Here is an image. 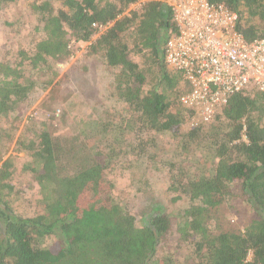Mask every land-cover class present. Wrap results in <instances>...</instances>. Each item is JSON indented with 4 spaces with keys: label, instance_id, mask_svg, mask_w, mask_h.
<instances>
[{
    "label": "trees",
    "instance_id": "1",
    "mask_svg": "<svg viewBox=\"0 0 264 264\" xmlns=\"http://www.w3.org/2000/svg\"><path fill=\"white\" fill-rule=\"evenodd\" d=\"M16 1L0 0V10ZM53 1L34 5L45 34L32 56L21 52L23 62L29 61L34 68L49 59L62 63L70 57L72 40L90 42L99 26L112 23L88 51L118 71L115 89L135 112L139 128L179 134L186 127L190 138L202 134L206 126L187 127L190 114L179 101L188 83L165 61L166 44L178 32L167 0L147 2L129 16L123 15L139 0H63L57 13ZM209 1L238 14L237 31L248 42L264 38V0ZM132 55L142 62H135ZM21 65L0 64V118L15 111L34 89L31 80L22 78ZM152 75L156 84L145 92ZM124 119L125 125L119 128H127ZM210 127L222 129L214 139L211 177L184 179L180 178L184 172L169 167L173 182L169 191H180L173 202L183 196L192 202L176 223L175 233L173 217L164 207L150 204V213L139 226L124 207L111 199L107 203L101 195L107 184V158L99 152L67 148L48 132H42L38 144H31L29 150L42 167L40 180L54 183L53 199L43 215H17L10 201L13 163L0 156V264H152L163 243L175 234L190 245L189 264H264V92L254 89L233 95ZM69 166L72 172L65 171ZM232 187H239L255 217L242 232L218 233L219 227L210 225L212 211ZM50 238L56 239L55 244L43 247Z\"/></svg>",
    "mask_w": 264,
    "mask_h": 264
},
{
    "label": "rangeland",
    "instance_id": "2",
    "mask_svg": "<svg viewBox=\"0 0 264 264\" xmlns=\"http://www.w3.org/2000/svg\"><path fill=\"white\" fill-rule=\"evenodd\" d=\"M147 1L140 0L127 11H139ZM42 2L18 0L0 10V64L16 67L22 62L19 67L22 78L34 83L27 100L0 118V156L3 161L13 163L11 183L14 190L10 201L14 212L24 217L43 215L46 205L53 199L54 183L40 180L42 167L34 152L29 150L31 144H38L42 132H48L67 148H81L87 154L99 152L107 158V184L101 194L107 203L111 199L124 207L137 218L139 226L148 217L150 204L164 207L173 217L175 233L176 223L192 202L187 196L173 202L180 191H174V194L169 191L173 184L169 167L184 172L180 176L184 179L194 175L211 177L214 139L222 134L225 126L220 130L208 125L198 138L188 137L186 127L179 134L141 130L135 112L124 105L115 89L118 71L105 66L100 55L88 51L99 37L87 43L72 40L70 57L62 63L49 59L34 68L29 61L23 62L21 52L32 56L36 43L44 38V24L34 10V5ZM62 3L63 0L52 2L55 13L62 9ZM127 40L133 49V40ZM132 58L142 62L141 57L132 55ZM87 83L90 88L93 85L92 93L88 91L92 102L85 104L78 93L86 89ZM155 84L152 75L145 92ZM99 89L108 91V97L104 94L102 100L96 99L95 93ZM95 118L99 119V125H94ZM123 119L129 122L127 128H119ZM65 171L72 172L71 167ZM237 188H230L224 202L212 211L210 225L219 227L218 233L242 232L255 217L246 197ZM172 236L163 243L152 264H189V243L182 242L179 235ZM55 242V238L47 239L43 247L49 248Z\"/></svg>",
    "mask_w": 264,
    "mask_h": 264
},
{
    "label": "built area",
    "instance_id": "3",
    "mask_svg": "<svg viewBox=\"0 0 264 264\" xmlns=\"http://www.w3.org/2000/svg\"><path fill=\"white\" fill-rule=\"evenodd\" d=\"M167 4L178 32L166 44L165 61L188 83L189 89L179 98L190 114L188 128L210 125L237 93L264 92V38L248 42L237 31L236 12L209 0H167ZM128 11L123 16L132 13ZM111 26H99L92 39ZM242 140L247 141L244 133Z\"/></svg>",
    "mask_w": 264,
    "mask_h": 264
},
{
    "label": "crops",
    "instance_id": "4",
    "mask_svg": "<svg viewBox=\"0 0 264 264\" xmlns=\"http://www.w3.org/2000/svg\"><path fill=\"white\" fill-rule=\"evenodd\" d=\"M88 83H87V85H86V89L85 90H82V93H78V97H79V99L83 102V103H85V104H88V103H91L92 101H90L89 99H90V93H92V89L91 88H93V85H92V87L90 88V86H89V89H88ZM90 93H89V92ZM104 94H107V97H108V91H102V90H98V91H96V93H95V95H97V97H96V99H98V100H102L103 98H105L104 97ZM94 96V95H93ZM90 112V110L88 109L87 110V114ZM95 119H97V122L96 123H94V125H99V119L98 118H95Z\"/></svg>",
    "mask_w": 264,
    "mask_h": 264
}]
</instances>
